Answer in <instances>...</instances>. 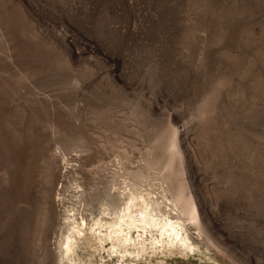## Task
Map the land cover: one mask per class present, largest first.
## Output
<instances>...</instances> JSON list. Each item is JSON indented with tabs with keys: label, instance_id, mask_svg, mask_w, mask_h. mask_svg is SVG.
I'll return each instance as SVG.
<instances>
[{
	"label": "rangeland",
	"instance_id": "obj_1",
	"mask_svg": "<svg viewBox=\"0 0 264 264\" xmlns=\"http://www.w3.org/2000/svg\"><path fill=\"white\" fill-rule=\"evenodd\" d=\"M0 264H264V0H0Z\"/></svg>",
	"mask_w": 264,
	"mask_h": 264
},
{
	"label": "bare ground",
	"instance_id": "obj_2",
	"mask_svg": "<svg viewBox=\"0 0 264 264\" xmlns=\"http://www.w3.org/2000/svg\"><path fill=\"white\" fill-rule=\"evenodd\" d=\"M124 194V193H123ZM132 195V194H131ZM127 200L123 204L122 210L112 207L109 211V216L111 217L108 222H96L94 226L99 230L95 234L94 229L89 232L85 229V223H82V227L77 228L75 224L68 229L67 235L64 238L63 243L60 246V259L68 260L70 255L74 253V248L80 239H84L87 235H91L96 238V242L99 245L102 242L109 241L111 243L112 252H131L130 248L138 245L141 249H147L153 246L155 243H160L161 248H171L173 246L181 245L182 248L189 249L188 240L186 237L182 236L183 228L177 221L169 220L168 218L156 217L153 215L152 211L148 209L142 199H138L134 196H126ZM137 201H140L141 208L137 213L132 212V208ZM138 204V203H137ZM136 204V205H137ZM150 210V211H149ZM100 226V227H99ZM102 229H104L101 238ZM136 230L140 232V235L137 236V240L132 238V232ZM140 230V231H138ZM156 230L159 233L157 240L151 239L147 244L145 243V238L141 236L142 234H148L152 236V232ZM100 234V235H99ZM100 236V237H99ZM137 242V243H135ZM72 256V255H71Z\"/></svg>",
	"mask_w": 264,
	"mask_h": 264
}]
</instances>
